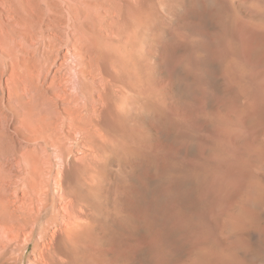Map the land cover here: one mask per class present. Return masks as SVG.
Returning <instances> with one entry per match:
<instances>
[{
	"label": "rangeland",
	"instance_id": "374dc122",
	"mask_svg": "<svg viewBox=\"0 0 264 264\" xmlns=\"http://www.w3.org/2000/svg\"><path fill=\"white\" fill-rule=\"evenodd\" d=\"M245 1L240 0L242 11ZM233 4L234 0H0V203L8 206V199L14 198L11 188L25 173L18 161L26 157L35 165L45 159L48 133L61 118L55 95L60 82L66 94L74 93L81 59L86 62L89 53L95 54L90 38L94 30L117 40L111 49L122 52L114 65L126 67L119 69L126 80L134 83L137 69L152 65L168 78L163 85L170 92V106L181 108L170 113L144 105L147 110L137 107L133 114L140 121L147 115L153 118L148 129L156 141L171 144L173 156L156 159L155 173L153 167L142 165V157L132 162L135 166L128 158H105L102 176L109 186L101 196L106 195L111 205L115 184L124 181L133 187L130 202L135 207L133 233L104 219L103 212L99 215L104 226L116 225L114 262L264 264V209L251 210L248 177L233 162ZM250 4L262 7L256 14L264 20V0ZM64 124L62 138L71 142L68 120ZM48 152L55 164V151ZM125 169L133 177H127ZM14 219L8 209L0 213V231L8 232ZM5 244L0 237V251ZM33 247L34 243L23 264H32Z\"/></svg>",
	"mask_w": 264,
	"mask_h": 264
},
{
	"label": "bare ground",
	"instance_id": "6f19581e",
	"mask_svg": "<svg viewBox=\"0 0 264 264\" xmlns=\"http://www.w3.org/2000/svg\"><path fill=\"white\" fill-rule=\"evenodd\" d=\"M3 3L8 4V0H3ZM245 4V11H242L244 8L241 9L240 0H234L233 4L234 59L231 83L235 103L231 124L236 137L233 162L236 167L245 169L249 180L247 197L251 210L255 211L259 207L264 209V20H259L256 14L262 7L255 8L250 0H246ZM3 29L6 30L4 27ZM90 38L95 54L90 56L89 53L86 62L81 59V67L76 71L74 93L66 94L67 87L60 82V91L55 95L61 118L54 122L51 132L48 133L45 159L42 163L35 162V165L26 160V157L18 161L19 169L25 173L11 188L14 198L8 199V206L0 203V213L8 209V214L17 220L13 225H8V232L0 231V237L6 240L5 247L0 251L1 264H23L32 243V264H116L113 258L117 244L114 246L112 238L116 225L120 223V227H125L130 232L135 227V207L130 202L133 187L124 181L115 184V198L112 197V204H108L107 196H101L102 190H106L105 186H109L104 183L102 176V170L106 166L105 158H128L132 163L142 157V165L145 163L154 170L156 159L164 161L173 156V150L169 148L171 144L167 146L162 141H156L151 129H148L153 118L147 115L140 121L133 117L137 107L141 112L144 109L151 110L152 106L160 111H166L165 108L169 111L178 109L170 106V92L163 85L165 78L166 81L168 78L161 76L152 65H144V62V69L140 67L143 65L138 64L140 69L135 73V82L126 80L119 70L124 71L126 67H115V61L120 60L118 58L122 52L118 55L115 49L112 50L116 39L105 38L94 30ZM125 56H122L123 59ZM3 62L5 64L4 60ZM166 68L164 75L168 72ZM140 99L145 100H142L144 104L141 106ZM176 112L175 115L178 113ZM179 113L173 115V118L178 116L175 120L180 117ZM63 115L67 117L64 118ZM171 116L168 115V120ZM252 119L257 120L259 125H253ZM67 120L71 142L63 139L61 133L65 127L64 121ZM159 124L165 128V122L161 121ZM49 149L55 151V164ZM79 152L80 155H77ZM124 173L127 177L133 174L131 170ZM102 212L107 217L104 219L111 223L116 222L114 228L111 227L113 224L104 226V220L100 221L99 215ZM115 234L117 232L113 237ZM127 249L131 252L130 247Z\"/></svg>",
	"mask_w": 264,
	"mask_h": 264
}]
</instances>
